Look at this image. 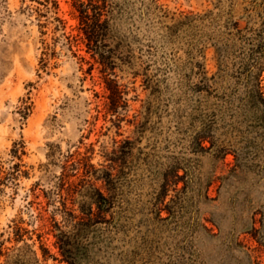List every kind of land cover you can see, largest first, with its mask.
<instances>
[{
  "label": "rangeland",
  "instance_id": "rangeland-1",
  "mask_svg": "<svg viewBox=\"0 0 264 264\" xmlns=\"http://www.w3.org/2000/svg\"><path fill=\"white\" fill-rule=\"evenodd\" d=\"M260 65L264 0H0V264H264Z\"/></svg>",
  "mask_w": 264,
  "mask_h": 264
},
{
  "label": "trees",
  "instance_id": "trees-1",
  "mask_svg": "<svg viewBox=\"0 0 264 264\" xmlns=\"http://www.w3.org/2000/svg\"><path fill=\"white\" fill-rule=\"evenodd\" d=\"M81 13V25H83V30L85 32V38L88 41L89 44L92 42L98 41L99 37H101V33L98 32L97 35L93 36L91 32H88L84 26L88 25L89 20V13L87 10L80 9ZM101 12H97L94 15V20L96 21L97 26H103V21H101ZM235 27L237 28V33L243 34V29L239 28L238 22L234 23ZM98 36V37H97ZM96 37V38H95ZM264 65L258 66V72L256 74L247 75L246 81H245V89L242 93V95L239 97V106L244 109L245 112H248V114H245V118H249L255 126L262 129L261 133L264 134V88L261 84L260 79V72L264 69ZM107 81V80H106ZM109 82V81H107ZM113 92V88H110ZM115 89V87H114ZM112 99V98H111ZM27 112H24L26 114ZM99 193V192H98ZM101 195V193H99ZM91 215L93 214L92 209L90 208ZM44 255L47 254V249L42 246Z\"/></svg>",
  "mask_w": 264,
  "mask_h": 264
}]
</instances>
